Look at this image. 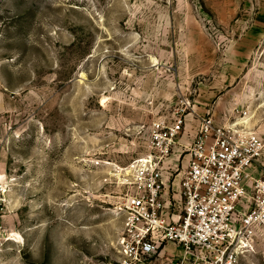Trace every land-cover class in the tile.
Here are the masks:
<instances>
[{
    "label": "rangeland",
    "instance_id": "1",
    "mask_svg": "<svg viewBox=\"0 0 264 264\" xmlns=\"http://www.w3.org/2000/svg\"><path fill=\"white\" fill-rule=\"evenodd\" d=\"M186 100L264 142V0H0V264H119L130 165Z\"/></svg>",
    "mask_w": 264,
    "mask_h": 264
},
{
    "label": "built area",
    "instance_id": "2",
    "mask_svg": "<svg viewBox=\"0 0 264 264\" xmlns=\"http://www.w3.org/2000/svg\"><path fill=\"white\" fill-rule=\"evenodd\" d=\"M190 101L171 119L153 122L151 152L130 165L133 189L120 203L125 213L119 238V264H150L168 243L181 250L167 264H241L264 235V176L248 181L264 142L234 124L199 118L193 141L183 144L188 158L179 171V211L167 213L163 166L184 133ZM0 180V229L7 211Z\"/></svg>",
    "mask_w": 264,
    "mask_h": 264
},
{
    "label": "crops",
    "instance_id": "3",
    "mask_svg": "<svg viewBox=\"0 0 264 264\" xmlns=\"http://www.w3.org/2000/svg\"><path fill=\"white\" fill-rule=\"evenodd\" d=\"M187 122H186V128L184 133L179 137L178 139V144H176V146L174 148L178 149V153H174L175 157H178V159L180 158L179 155L181 153V155L183 154V158L181 160V163L176 165V174L174 176H169L167 174V168L165 167L166 164L163 166V174H164V179H165V185H166V192L168 193V199L169 202L168 204L171 205L167 208L166 212L167 213H171V212H177L179 211V199H180V193H179V181L181 178V172H179L185 165L186 160L188 158V154H184L183 153V149H182V145L183 144H189L193 141L194 138V134L198 128V124H199V120L198 121H192L188 115H187ZM188 131L190 133H188ZM190 135V136H189ZM176 160V159H175ZM179 161V160H178ZM167 162V161H166ZM176 162V161H175ZM181 164V167L179 168V165ZM174 166V165H173ZM166 171V172H165ZM166 251L167 253L169 251H171L170 256L171 255H180V252H177V250H179L180 248L175 245L174 243H169L166 246ZM165 252V251H164ZM162 253L161 255L156 256V262L158 264H167V259H164L165 257V253ZM169 256V258H170Z\"/></svg>",
    "mask_w": 264,
    "mask_h": 264
},
{
    "label": "bare ground",
    "instance_id": "4",
    "mask_svg": "<svg viewBox=\"0 0 264 264\" xmlns=\"http://www.w3.org/2000/svg\"><path fill=\"white\" fill-rule=\"evenodd\" d=\"M1 176V175H0Z\"/></svg>",
    "mask_w": 264,
    "mask_h": 264
}]
</instances>
